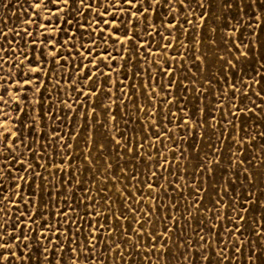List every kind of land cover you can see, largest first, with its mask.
Returning a JSON list of instances; mask_svg holds the SVG:
<instances>
[{"label": "snow or ice", "instance_id": "1", "mask_svg": "<svg viewBox=\"0 0 264 264\" xmlns=\"http://www.w3.org/2000/svg\"><path fill=\"white\" fill-rule=\"evenodd\" d=\"M18 3L23 15L16 17L13 26L0 19V264L36 261L69 264L70 258L73 264L78 259L93 264L100 259L96 256L98 248L108 264H112L111 253L123 259L124 264L129 261L136 264L137 251L149 254L141 255V260L155 254L164 264H169V260L177 264L181 256L184 260L180 264H211L212 252L218 255V264L225 261L232 264L240 253L244 254L246 264H264L261 218L264 181L257 182L249 174L251 187L250 190L245 187L242 198L232 196L229 187L222 186L215 200L205 202L206 197L201 194L207 192L205 180L220 165L221 149H213L197 164L200 186L185 181V187H191L192 193L190 199L185 197L187 203L182 204L179 197L184 188L176 181L184 179L186 170L182 168L176 173L178 156L169 159L168 153L157 146V142L165 141L178 144L183 137L176 136L177 129L186 136L200 134L202 123L195 113L189 116L183 105L179 113L164 105L178 103L180 98L173 93L178 80L185 91H192L176 73L183 69L180 61L187 59L183 51H190L185 39L194 29L198 33L203 27L194 17L207 19L205 0H18ZM220 7L228 12L238 7L237 23L251 28L253 39L235 43L238 30H233L231 38L240 56L228 63L237 78L235 82L226 78L227 89L216 92L217 107L237 120L248 113L259 119L257 109L264 112V73L257 69L249 75L245 65L255 57V63L264 67V41L258 44L255 39L260 34L257 29L261 28L264 0H220ZM249 8L254 9L255 24L251 23L253 16L247 14ZM178 51L180 55L176 54ZM190 83L195 85L194 80ZM195 90L202 95L207 92L199 86ZM73 92L77 93L75 99ZM141 93L146 94L145 105L138 102ZM242 98L254 106H241ZM129 103L133 109L147 114L148 123L155 130V140H149V147L156 156L144 155L150 163L146 169L149 174L143 179L134 169L119 168L128 182L136 181L131 189L125 184L123 188L117 185L115 192H105V187H111L109 181L115 182L117 178L111 174L113 164L108 160L103 167L98 160L92 163L97 153L103 155L106 151L105 145L91 136V132L105 127L97 108L107 114L111 123L117 120L112 105L120 107L123 114ZM74 104L79 109L88 108L86 115H95L96 119L95 123L87 119L82 125L77 123L72 129L75 135L68 136L63 124L74 113ZM173 121L179 123L169 128ZM55 123L60 125L59 130ZM229 123L236 126L235 121ZM81 127L89 130L95 144V149L89 150L91 155H85V169L68 163L73 161L72 141L81 135L76 128ZM259 135L264 137V132ZM113 140L126 155H142L139 150L144 143L135 133L121 134L120 139L113 137ZM190 147L197 149L195 144ZM177 151L169 149L170 153ZM240 155L234 152L231 161L232 169L238 172H247L248 166L257 168L264 162L261 157L259 162L246 164ZM179 156L187 159L183 150ZM170 167L172 172L168 171ZM93 169L106 176L103 186H99V178L92 171L97 187L85 186L80 189L83 195H77V188L84 183L79 179L81 171ZM173 173L174 179H169ZM161 180L177 194L167 204L157 203L169 195ZM227 183L231 185V177ZM113 197L122 200L123 207L114 208ZM253 212L259 214L253 216ZM189 228L191 232L185 235ZM177 231L180 236H176ZM224 231L227 239L220 236ZM249 231L255 239L249 236L242 240ZM217 238L221 241L218 250ZM173 246L181 251L166 259ZM121 248H127V258Z\"/></svg>", "mask_w": 264, "mask_h": 264}, {"label": "rangeland", "instance_id": "2", "mask_svg": "<svg viewBox=\"0 0 264 264\" xmlns=\"http://www.w3.org/2000/svg\"><path fill=\"white\" fill-rule=\"evenodd\" d=\"M205 4L207 19L204 21L199 20L198 17H194L197 19L198 23L203 25V27L200 28L198 33L194 29L191 35L185 39V44L188 45L190 51H183V55L187 59L180 61L183 65V69L178 70L176 73L180 80L183 81L184 85L192 87V91H185L184 87L180 86L178 80L176 82V87L173 89L174 95L180 98L178 103L174 106L164 105V107H170L173 112L178 113L183 105V111L188 113L189 116H191L192 113H195V118L202 123L200 134L196 135L193 133L191 136H186L183 131L177 129L176 136L178 138L183 137V139L178 140V144L173 143L172 141H165L167 144V147H165V143L157 142V146L161 148L163 152L168 153L169 159L178 156L179 162L174 165L176 173H179L182 168L186 170L184 172V179L176 181L180 183L182 188H184L183 195L179 197L182 204L187 203L185 197L190 199V194L192 193L191 187H185V181H187L189 185L195 183L198 187L200 186L198 182L200 172L197 169V164L205 153H210L213 149H221L219 154L220 165L218 168H215L211 175L205 180L204 187L207 188V192L201 193L206 197L205 202H207V200H215L217 198V191L222 186L229 187L232 196L242 198L245 195V187L249 188V190L251 187L247 179L249 174H251L252 179L257 182L264 181V162H262L261 166L257 168L248 166L247 172H243L242 170L238 172L232 169L231 165L234 152L242 153L240 159L245 160L246 164L248 161L259 162L260 158L264 157V137L259 135V133L264 132V112H260L259 109H257L259 119H257L256 116H253L252 113H248L247 115H241L239 120H237L236 117H233L230 114L226 116L225 110L217 107L218 97L216 96L217 91L227 89L226 78L232 79L233 82H235L237 78L236 74L230 71V65L228 63L233 57L240 56V52L236 50L231 38L233 30H238L236 32L238 39L235 43H239L240 39H243L245 42L253 39L251 35L252 29L245 27L243 23H237L240 14V9L238 7L232 12H228L227 10L221 9L220 0H205ZM197 11L204 12L205 9H197ZM246 11L248 15L253 16L251 23L255 24L254 9L249 8ZM18 15H23L20 12L18 0H0V19L8 21L9 27L16 23V17ZM247 18L246 15L244 19L247 20ZM257 31L260 34L255 37V39L259 44L261 41H264V14L261 15V28L257 29ZM240 48L247 51L243 44H240ZM176 54L180 55L181 52L178 51ZM197 56H199L200 59H197ZM255 59V57H252L245 65L249 75H253L257 69H259L261 73H264V67L256 64ZM241 62L244 63L242 57ZM193 80L195 81V85L190 83V81ZM81 86L83 87V85ZM196 86H199L201 89H207V92L202 95L195 90ZM53 95L55 96V93ZM115 95L118 96L119 94L117 93ZM249 95L251 96V92H249ZM76 96L77 93L73 92V99H75ZM184 97L187 99H184ZM80 99H84V97H81ZM252 99H255V97L253 96ZM69 102L71 103L72 100H69ZM138 102L141 105H145L146 94L141 93ZM158 102L163 105L162 100H158ZM239 102L241 103V106H254L250 105L248 99L242 98ZM147 106L149 108L151 107V105ZM58 107L62 109L63 106L58 105ZM112 107L114 109L112 114L117 117V120L109 123L107 114L97 108V112L100 114V119L105 123V127L100 128L98 131L91 132V136L96 137V140L104 144L106 148L103 155L97 153L96 159L93 160L92 163L96 164L98 160L99 165L103 167L105 166V160H108L113 164L111 174L117 178L115 182L109 181L111 187H105V192H115L117 185L120 188H123L125 184L131 189L132 184L136 183V181H132L131 183L128 182L124 174L119 172V168L124 167L129 170L134 169L137 175L143 179L149 174L146 169L150 163L143 158L144 155L150 153L151 155L156 156V153L149 147V140H155V130L149 125L147 114L133 109L131 103L123 109V114L121 108L116 104H113ZM73 109L74 113L69 114L70 119L65 120L63 124L64 132L67 133L68 136L75 135V132L72 129L75 128L77 123L82 125L86 119L89 122L95 123L96 119L95 115H86L89 111L88 108L79 109L74 104ZM61 114H64L63 111ZM185 118L187 119L188 117L186 116ZM156 119H160L159 113ZM229 120L235 121L236 126L233 127V125L229 123ZM217 121H219V123H216ZM176 123H179V121H173L172 124H168V127L172 128ZM212 124H215V127H211L210 125ZM54 127L56 130H59L60 125L55 123ZM76 131H79L81 135L77 136L76 140L72 141L73 161H69L68 163L74 162L80 169H85L87 167L84 164L85 155H91L89 150H94L95 144L93 140L90 139L89 130L81 127L76 128ZM134 133L141 138V142L144 143V148L139 150L142 153L139 157H137L135 153L126 155L125 152L120 150L119 146L115 145L113 140V137L120 139L121 134L124 136H132ZM249 140L252 141L251 144L247 143ZM237 141H244V143L241 144ZM192 144L197 146L196 150L190 147ZM172 148H177L178 151L176 153H170L169 149ZM180 150L185 151L187 159H185L184 156H179ZM118 152L119 155H117ZM58 162L63 163V161ZM92 171H95V176L99 178V186H103V181L106 179V176L102 175L99 169L81 171L79 179L84 183L77 188V195H83V192H81L80 189L85 186L93 189L97 187V184L94 183ZM168 171L172 172V168L170 167ZM69 175H71V172H69ZM162 175H168V173H162ZM174 176L175 173H173L172 176H169V179H174ZM193 177H196V179H193ZM229 177H231V185L227 183ZM160 183L164 184V187L168 189L169 195L163 196V199L157 201V203L167 204L172 199L176 198L177 194L163 180H161ZM261 186L264 187V184H261ZM140 187H143V185H140ZM161 192H163V190H161ZM113 199L115 201L113 205L114 208L123 207L122 200L116 197H113ZM261 203H264V197H261ZM207 206L210 208L211 203H208ZM12 211L14 212L15 209H12ZM181 212H183V208H181ZM258 214L259 213L257 212L252 213L253 216ZM176 215L179 216L180 213H177ZM229 215H231V213H229ZM261 218L264 219V215H262ZM225 223H227V221H225ZM187 232H191V228L187 229L185 235ZM180 235L181 233L177 231L176 236ZM220 236L227 239L226 231L221 232ZM249 236H251V239H255V236L251 235L250 231L249 233H246L244 237H241V239L245 240ZM175 238L176 237H173V240ZM180 242L183 243L182 240ZM169 243H171V241ZM215 243L217 244L218 250L221 245L220 239L217 238ZM86 251L91 252V249H86ZM120 251L124 252L125 258H127V248H121ZM180 251V249L173 246L171 253L166 254V259L169 255H178ZM141 255L148 256L149 254L147 252L137 251L136 264H152V262H155V264H164V261L159 260L155 254L150 255L147 260H141ZM228 255L232 256V253L228 252ZM96 256L100 257V259L95 260L93 264H108V260L101 257L99 248L96 251ZM110 258L112 264H124V260L117 257L115 253H111ZM183 260L184 258L181 256L179 261H177V264H180ZM218 261V255L216 252H212L211 264H218ZM30 264H38V261L30 262ZM69 264H73L71 258L69 259ZM75 264H89V262L85 259H78L75 261ZM129 264H131V261H129ZM169 264H171L170 260ZM205 264H208V262H205ZM224 264H227V261H225ZM232 264H246L244 254H236V258L232 260Z\"/></svg>", "mask_w": 264, "mask_h": 264}]
</instances>
